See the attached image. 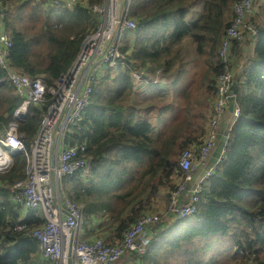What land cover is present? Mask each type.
<instances>
[{
    "label": "trees",
    "instance_id": "trees-1",
    "mask_svg": "<svg viewBox=\"0 0 264 264\" xmlns=\"http://www.w3.org/2000/svg\"><path fill=\"white\" fill-rule=\"evenodd\" d=\"M235 1L132 0L130 15L137 27L121 48L127 65L106 66L82 130L73 134L92 157L91 175L76 174L67 182L69 196L84 205L87 226L109 218V225L100 223V233L112 234L105 241L120 243L129 227L154 211L162 187L169 203L180 184L178 157L203 143L213 116L208 110L218 96L217 79L224 72L220 47ZM93 3L79 0L61 8L51 0H0V27L13 42L12 64L41 78L47 88L53 86L97 26ZM258 10L251 19L256 37L231 43L240 115L224 157L203 186L197 212L175 214L172 221L151 227L157 234L147 251H127L125 264H264V16L259 20L264 0ZM187 37L205 57L202 72L189 70L181 57L179 45ZM138 68L152 76L160 69L161 88L137 97L131 72ZM5 76L0 68V133L22 102L12 81L2 80ZM47 103L31 105L19 125L27 144L38 132ZM24 168V157L15 154L13 168L0 175V264H49L38 241L27 237L26 229H15L24 221L30 227L40 223L24 217L9 185L4 186L24 177Z\"/></svg>",
    "mask_w": 264,
    "mask_h": 264
},
{
    "label": "built area",
    "instance_id": "built-area-1",
    "mask_svg": "<svg viewBox=\"0 0 264 264\" xmlns=\"http://www.w3.org/2000/svg\"><path fill=\"white\" fill-rule=\"evenodd\" d=\"M51 1L62 8L73 7L79 0ZM98 3L102 6L96 10L95 4L91 5L97 14V26L84 40L71 68L48 88L41 78H32L12 64V38L7 30L0 27V68L6 72L2 80L10 79L22 98L8 126L0 133V175L13 168L15 154L24 157L25 176L12 184L5 181L4 186L9 185L11 199L21 205L24 217L40 220L33 227L28 221L17 223L15 229H26V236L38 241L40 252L49 264H116L127 251L145 253L152 239L147 227L161 221L154 211L141 216L124 232L120 243L107 242L101 236L83 239L84 205L74 201L67 191L71 176L80 174L88 177L92 170V157L87 154L86 144L81 142V138L75 139L73 134L82 130L86 110L106 66L127 65V55L121 48L137 27L136 20L130 15L132 0H103ZM233 9L234 18L227 28L220 51L224 72L217 79L218 96L208 132L199 149L189 148L181 155L179 172L182 180L178 189L171 193L167 208L178 217H189L197 212L203 186L218 166L193 184L186 202L179 201L188 188L192 173L206 162L213 150L230 104V90L234 83L231 43L234 40L244 42L247 36L253 38L257 35L255 23L251 20L257 13L256 0H236ZM157 72L152 76L147 69H133L131 75L136 90L160 89L162 74L160 69ZM46 103L47 109L38 132L27 144L19 125L29 115L31 105ZM235 115H240L238 104Z\"/></svg>",
    "mask_w": 264,
    "mask_h": 264
},
{
    "label": "rangeland",
    "instance_id": "rangeland-1",
    "mask_svg": "<svg viewBox=\"0 0 264 264\" xmlns=\"http://www.w3.org/2000/svg\"><path fill=\"white\" fill-rule=\"evenodd\" d=\"M101 1H103V0H94L93 5L95 4L94 5V9L95 10H96V7H101L102 6L100 3H98V2H101ZM261 2H262V0H256V7H257V10H255L256 12H259L258 9L260 7ZM198 9L200 10L201 8H198ZM189 15H190V13H189ZM263 16H264L263 14H260L259 20H262L263 19ZM233 18H234V15H233ZM179 46L182 47L181 57L183 58L184 61L185 60L188 61L187 62V66L188 67L187 68L189 70H191L193 72L196 71V73H199V72H202V71H204L206 69L205 57H200L197 54V52L195 50L194 42H193V40L191 38H189V37L185 38L183 40V42ZM221 50H222V46L220 47V51ZM219 56L221 58V54ZM235 63H237V59L235 57V54L232 53V62H231V67L232 68L235 67V65H234ZM141 92H143V91H140L139 94H137V97H141L142 96ZM215 104H216V101H215L213 107L210 106V108H209L208 111H211L212 109H213L212 111H214ZM44 108L45 107L43 106V110H44ZM209 124H210V122H209ZM181 155L178 157L179 161L181 159ZM178 179H179V182H181V180H182V174H180V176L178 177ZM162 188H163L162 189L163 191L160 192V194H158L156 196L155 202H153L155 204V206L153 208L155 209L154 210L155 214L159 215L161 217V220L163 221V219H165V214L164 213H165V211H167V208H168L169 203H168V201H167V199L165 197V194H166V191L164 190L165 187H162ZM164 221H166V220H164ZM101 222H102V224H104V226H107V225L110 224V220H109L108 217L107 218H103L101 220ZM83 235H84V228L82 230V238L84 239V236ZM147 247H146L145 252L147 251Z\"/></svg>",
    "mask_w": 264,
    "mask_h": 264
},
{
    "label": "water",
    "instance_id": "water-1",
    "mask_svg": "<svg viewBox=\"0 0 264 264\" xmlns=\"http://www.w3.org/2000/svg\"><path fill=\"white\" fill-rule=\"evenodd\" d=\"M238 88L239 83L237 81H234L230 90V104L228 109L226 110L220 128L218 130V134L215 140V146L211 153L208 155L206 162L202 164L199 168L195 169L192 173V179L189 181L187 190H185L186 193L194 188L193 184L194 178L196 176H205L211 168L219 165L222 160V157L225 155L226 146L230 138L231 129L235 121L237 120V117L235 115V109L237 107L235 95H237ZM187 205H190V203L188 202Z\"/></svg>",
    "mask_w": 264,
    "mask_h": 264
},
{
    "label": "crops",
    "instance_id": "crops-1",
    "mask_svg": "<svg viewBox=\"0 0 264 264\" xmlns=\"http://www.w3.org/2000/svg\"><path fill=\"white\" fill-rule=\"evenodd\" d=\"M199 168V167H198ZM200 178H202V176H196L195 178H194V184L200 179ZM190 191H188L187 193L186 192H184L181 196H180V198H179V201L180 202H186L188 199H189V197H190ZM165 219H163V221L161 222L162 224H163V222H170V221H172V220H170L171 219V217H173L175 214H172V213H170V212H168V211H165ZM164 220H166V221H164ZM100 223H101V221H99V220H97V221H93V223H90V225L89 226H87V224L85 223V227H83L84 228V239H87V240H91V239H93V238H96V237H98L99 235H101V236H104V239H105V236H106V239L107 240H110V237L112 236V234H110V233H106V235H103V233H100V231H101V229H103L101 226H100ZM155 226H157V225H155ZM151 227H153V226H149V227H147V233L152 237V238H154L155 236H156V234H157V230H155L154 228H151ZM161 228H163V225H162V227ZM83 230V229H82ZM86 230V231H85ZM119 241L120 240H118V241H115V242H117V243H119ZM111 242H114V241H111ZM127 256V259H129L130 257H129V254L128 255H126ZM116 264H125L124 262H123V258H121L120 259V261H118V263H116ZM126 264H131V262L130 263H126Z\"/></svg>",
    "mask_w": 264,
    "mask_h": 264
},
{
    "label": "clouds",
    "instance_id": "clouds-1",
    "mask_svg": "<svg viewBox=\"0 0 264 264\" xmlns=\"http://www.w3.org/2000/svg\"><path fill=\"white\" fill-rule=\"evenodd\" d=\"M238 118V117H237ZM190 217V216H189Z\"/></svg>",
    "mask_w": 264,
    "mask_h": 264
}]
</instances>
